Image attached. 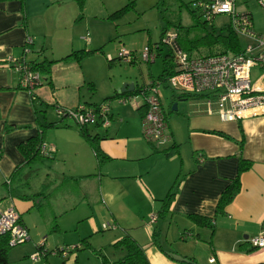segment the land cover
<instances>
[{"label":"crops","instance_id":"1","mask_svg":"<svg viewBox=\"0 0 264 264\" xmlns=\"http://www.w3.org/2000/svg\"><path fill=\"white\" fill-rule=\"evenodd\" d=\"M75 1L0 0V212L9 208L18 212L28 241L33 237L29 217L34 212L50 232L53 221L57 231H75L73 245L80 247L78 251L90 249L86 253L94 256L95 264H101L102 257L109 259L104 250L113 257L109 262L122 258L124 251L113 245L125 236L143 249L148 264H264V248L248 243L264 228V114L252 112L226 122L215 112L208 113L204 98L180 101L173 97L170 104H176V111L162 106L171 142L158 146L142 137V97L133 99L128 111L127 106L110 110L107 128L99 122L83 128L89 137H98L100 152L107 157L101 165L71 120L40 119L43 106L98 107L115 95L127 102L131 99L127 95L147 86L126 84L122 94H118L120 89L95 97L97 75L113 61L105 62L107 37L88 23L87 0L82 9ZM243 10L240 13L249 14L255 27L252 13ZM104 14L93 18L102 20ZM89 28L91 35L84 34ZM79 51L93 53L81 61H62ZM41 62H52L50 74L39 75L43 82L30 94L20 87L16 67ZM253 83L264 91V73ZM46 123L59 125L43 133L46 150L52 153V173L46 174L52 180V194L48 208L40 211L31 201L11 197L8 181L25 161L18 145L39 134ZM240 159L250 161L251 167L240 175V190L232 202L218 209L221 195L237 175ZM54 173L57 177H50ZM66 176L91 179L70 183L85 184L75 197L73 191L62 188L69 183L60 185ZM19 182L15 188H21L23 180ZM170 193L173 197L164 209ZM52 200L57 201V209ZM83 203L84 209L78 211ZM93 205L100 217L107 214V229L102 228L104 223L98 225ZM153 215L154 223L150 221ZM104 231V242L96 245L94 240ZM71 255L68 263L81 264L79 254ZM43 263L47 264L45 257Z\"/></svg>","mask_w":264,"mask_h":264},{"label":"rangeland","instance_id":"2","mask_svg":"<svg viewBox=\"0 0 264 264\" xmlns=\"http://www.w3.org/2000/svg\"><path fill=\"white\" fill-rule=\"evenodd\" d=\"M194 1L196 0H87V3L84 2L86 4L84 13L89 19V25L92 26V28L96 25L95 31L97 33H102L103 36L105 35L107 37V42L103 46V48L107 47V49H109L108 51L103 52L105 54V62H108L106 54H110L114 58L112 66L109 67L105 65V68L97 75V85L95 92V95L97 96L95 97H101L107 94L111 95L114 91L118 92L126 84H136L138 87H141L144 84L149 86L159 79L160 75L162 74L163 59L167 53V49L160 44L162 28L164 26H167L168 30L170 31H176L179 34V37L183 39H194L196 36H201L204 34H211L215 37L219 33H225L224 26L227 25V18L224 16H217L212 22L203 24L204 20L199 18L197 11H195V8L193 7ZM236 6L238 12H244L245 10L243 9H246L252 13L253 21H255V27H253L255 28V33H264V21H262L264 20V9L259 6L257 0H236ZM123 8H126V10L123 11L119 16L115 18L111 17L116 11H119ZM101 14H104L102 20H96L93 18L94 15L100 16ZM194 14L196 17H194ZM177 22L180 24L179 29L173 26V23ZM168 23L169 25H167ZM67 31L69 32V29H67ZM187 31L190 32L187 34ZM87 32L90 35L92 33L90 28L85 30L84 34ZM240 40L242 45L247 44L246 40ZM155 45H160V52L158 53L159 56H157L155 61L151 64L143 62L140 59V55L144 48ZM121 50L133 52L136 61L129 64L118 60L117 56ZM221 51H223L222 46L220 44L214 43L210 45H201L198 48L192 50L191 53H193L195 56H203L219 53ZM262 73H264V70H259L256 68L252 69L250 74L251 82H254ZM158 93L162 106L166 110H171L175 104H170L171 99L177 93L171 89L168 81L164 84L159 82ZM141 97L142 96L139 94L134 99L140 101ZM132 100V97L130 100H127V102H120L121 100L111 99L105 100L102 104H108L109 106L111 103H113L110 110L127 106L125 108L128 111V107L131 108L134 106V101ZM39 117L41 120H45L44 118L47 120L55 117L58 118L57 108L55 107L53 109L52 107L43 106L42 110L39 112ZM70 158L71 157H68L66 160L67 163L70 162ZM59 165H62V162H59ZM34 169L35 171L29 179L30 191H25L27 193L36 192L40 186V183L45 180L47 172L49 171L52 173V160L45 158L41 164H36ZM50 177L54 178L57 176L54 173L51 174ZM87 179L91 178H84L82 181H87ZM59 181H61V179H59ZM82 183L83 182H80L78 186H70L69 184L62 188L64 190L69 189L71 192L73 191V195L78 197L80 196V189L85 187V184ZM80 184H82V186H80ZM62 193L63 191H60V195ZM56 202L52 200L53 205L55 204V209H57ZM84 205V203L79 205L78 211L84 209ZM92 209L96 219H98V225L100 226L102 223L106 225L108 222L107 214L105 213L104 216L100 217L99 213L97 212L96 205H93ZM34 213H31V216L29 217L31 227L34 230L32 232L33 237L30 235V241L9 248L7 253L9 264L43 263L44 257H40L41 259L39 263L32 259V256L38 252L37 249L40 245L44 246L43 251L46 252L45 258L47 264H79L74 262L68 263L69 261L64 259L62 256L52 253L56 249H65L75 246L73 244H76L74 243V239L77 235L76 232H67L65 228L50 232L48 227L45 226L42 217L38 213L33 216ZM86 227L87 226L84 225L82 228ZM106 232L107 231L102 232V234H100V236L94 240L96 245H98L100 241L104 242L102 240V235H104ZM106 250H109V248ZM86 251H90V249L80 250L75 253L71 252L70 255L72 253H74L72 255H75L76 253L79 254L80 256L78 261L81 262V264H95L94 256L86 253ZM103 252V254L109 258L108 260L113 259L112 256L108 255L107 251L104 250Z\"/></svg>","mask_w":264,"mask_h":264},{"label":"built area","instance_id":"3","mask_svg":"<svg viewBox=\"0 0 264 264\" xmlns=\"http://www.w3.org/2000/svg\"><path fill=\"white\" fill-rule=\"evenodd\" d=\"M264 9V0L259 1ZM193 7L199 18L204 22H212L217 16H226L231 31L244 39L247 44L242 46L240 54L224 53L195 56L185 52L178 45L176 31H166L161 37L160 44L167 49L172 61L174 74L168 79L171 89L177 94H188L202 97L205 100L208 113H216L222 121L234 122L249 113L264 114V91L251 82L252 69L264 70V33L254 32L252 19L247 13L236 10V0H196ZM160 45L145 47L140 59L145 63H153L157 58ZM108 61L113 58L108 56ZM124 63L136 61L133 52L121 50L117 56ZM19 85L28 93L41 85L37 72L26 65H17ZM159 82H153L141 91L144 114L142 117V135L148 142L164 146L171 142L162 104L158 93ZM133 99L135 97H132ZM57 116L67 117L79 128L97 123L103 128L110 125V108L108 104L98 107H77L76 109L57 108ZM41 153L47 156L49 152L43 143ZM156 221L153 215L150 219ZM107 229V225L102 226ZM0 235L9 237V247L25 243L29 240L27 229L21 224L18 212L14 208L0 212ZM255 249L264 248V228L248 241ZM78 247L72 246L59 249V254L67 258L68 254ZM44 251L40 248L32 256L40 262ZM211 263L214 259L209 260Z\"/></svg>","mask_w":264,"mask_h":264},{"label":"trees","instance_id":"4","mask_svg":"<svg viewBox=\"0 0 264 264\" xmlns=\"http://www.w3.org/2000/svg\"><path fill=\"white\" fill-rule=\"evenodd\" d=\"M78 4H79V8L82 9L83 8V0H77ZM126 8H123L119 11H116L111 17L115 18L117 16H119L123 11H125ZM194 17H196V15L194 14ZM199 21V20H198ZM206 22H204L203 24H205ZM171 24V23H170ZM169 25V23L167 24ZM173 26H175L177 29H179L180 24L177 23H173ZM195 27V26H192ZM191 27V28H192ZM225 29V33H219L217 34L215 37L211 34H204L201 36H196L194 39H183L181 37H179L178 34V45L180 47V49H182L185 52H189L191 53L192 50L198 48L201 45H210V44H220L223 48V52L224 53H232V54H240L242 52V43L241 40L239 39V37H237L230 29L229 25L227 24L226 26H224ZM190 30V29H187ZM168 31V27L164 26L162 28V36L164 35V33ZM190 31H187V34ZM161 36V37H162ZM147 47H151V46H147ZM158 52H160V49L158 50ZM93 53V52H90ZM84 51H79V52H74L69 54L68 56H66L65 58L62 59V61H81L86 55L90 54ZM157 56H159V54L157 53ZM114 61V59L112 60ZM52 62H41L39 64H33L31 65V69L35 72H37L40 76H48L50 74V66H51ZM174 74L173 71V65H172V61L168 55V53H166L164 59H163V63H162V74L160 75L159 79H157L155 82H160V83H165L168 81V79ZM43 79V78H42ZM41 79V84L43 82V80ZM143 90V88H140L138 90H135L133 92H131L129 95H127L125 98H129L130 97H136L137 95H139L141 93V91ZM174 99L176 100H188L190 98H202V97H195L192 95H188V94H176L173 96ZM119 99L122 98L120 95H115L114 97H111L109 99L106 100H110V99ZM165 119H166V115L164 113ZM59 122H62L64 119H67V117H60L58 118ZM59 124H53V123H46L44 125L41 126V131L39 132V134H37L34 137H31L29 139H27L25 142H22L18 145L19 150L23 153L24 156V163H23V168L27 169L26 173L22 172V167L18 168L17 170L14 171L11 179L8 181V184L10 185L9 187V195L13 198H19L21 200H25V201H31L34 203V206L36 209L43 211L44 209L48 208V201L51 197L52 192L50 191L51 188V184H52V180H49L48 175H46L45 177V181H43V183L40 185L39 189L37 192L35 193H31V194H27V192L25 191H30V183H29V179L32 176V174L34 173L35 169L34 166L36 164H41L44 158H48V159H52V153L49 152V154L47 156H43L41 153V145L43 144V133L45 130L49 129V128H53L56 127ZM84 127L80 128L81 131V136L87 140L89 142V144L92 147V150L94 151L96 160L98 165H101L106 159L107 157H105L101 152L100 149L97 145V138L98 137H89L88 135H86L85 131L83 130ZM211 134L220 136V137H226L225 135L219 133V132H211ZM251 167V162L250 161H246L243 159L239 160V164H238V170H237V175L234 178V180L232 181V183L225 189V191L223 192V194L221 195L219 201H218V209H222L225 205L229 204L230 202H232V200L234 199V197L236 196V194L239 192L240 190V181H239V177L243 172H246L247 170H249ZM84 178H89V176H85V177H62V181L60 183L64 184V182L67 183H71V184H78V181L84 179ZM23 180L22 186L21 188L16 187L15 188V184L16 183H20L19 181ZM59 186V185H58ZM22 190V191H21ZM173 194H168V196L166 197L165 201H164V209L165 207L168 206L170 200L172 199ZM56 224L53 221L52 223V231L56 230ZM8 241H9V237L6 235H0V264H9L8 261V257H7V253L9 248L8 245ZM114 248L120 249L122 251H124V256L122 258H120L117 261L114 262H109L108 260L105 259V257H102V262L101 264H148V261L144 255V251L143 249L137 245V243L130 238L129 236H125L124 238H122L120 241H118L115 245H113ZM44 250V246L40 245L38 247L39 249ZM80 249V247H78L75 251H78ZM52 253L61 256V254H59V249H56L55 251H53ZM46 252L44 251V257H45ZM49 254V253H47ZM66 259V258H64Z\"/></svg>","mask_w":264,"mask_h":264},{"label":"water","instance_id":"5","mask_svg":"<svg viewBox=\"0 0 264 264\" xmlns=\"http://www.w3.org/2000/svg\"><path fill=\"white\" fill-rule=\"evenodd\" d=\"M130 88H131V87H129V90H130ZM125 91H126V90H125V86H123V88L119 91L118 94H122V93H124ZM172 110H173V111H176V104L173 105Z\"/></svg>","mask_w":264,"mask_h":264}]
</instances>
